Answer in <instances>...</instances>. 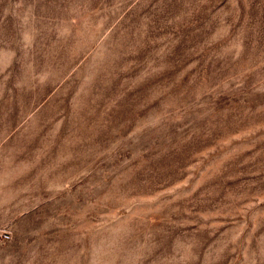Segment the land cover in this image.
Returning a JSON list of instances; mask_svg holds the SVG:
<instances>
[{
	"label": "rangeland",
	"instance_id": "1",
	"mask_svg": "<svg viewBox=\"0 0 264 264\" xmlns=\"http://www.w3.org/2000/svg\"><path fill=\"white\" fill-rule=\"evenodd\" d=\"M0 264H264V0H0Z\"/></svg>",
	"mask_w": 264,
	"mask_h": 264
}]
</instances>
